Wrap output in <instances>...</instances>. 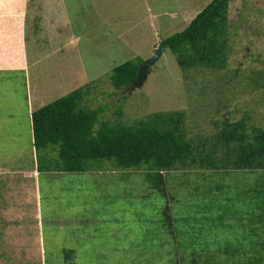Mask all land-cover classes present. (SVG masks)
I'll return each instance as SVG.
<instances>
[{"label":"rangeland","instance_id":"374dc122","mask_svg":"<svg viewBox=\"0 0 264 264\" xmlns=\"http://www.w3.org/2000/svg\"><path fill=\"white\" fill-rule=\"evenodd\" d=\"M207 1H27L32 69H0L1 131L8 127L0 137V197L13 199L15 186L29 183L30 192L25 187L17 197L30 199V210L16 201L13 222L23 218L31 251L0 252V264L264 262V171L178 167L164 173L163 194L147 181L145 166L49 171L47 152L38 159L29 130L26 98L40 96L36 105H46L79 88L87 92L81 106L101 108L99 121L110 124L178 112L187 138L205 150L227 124L244 119L250 135L264 128V0L231 1L224 69L183 71L167 49L141 87L117 89L110 81L118 65L153 57ZM10 178L19 179L3 189Z\"/></svg>","mask_w":264,"mask_h":264},{"label":"trees","instance_id":"16d2710c","mask_svg":"<svg viewBox=\"0 0 264 264\" xmlns=\"http://www.w3.org/2000/svg\"><path fill=\"white\" fill-rule=\"evenodd\" d=\"M231 1L212 0L183 31L163 40L159 48L170 49L183 71L194 67L224 69ZM137 59L114 68L110 81L117 89L129 88L136 80L145 61ZM86 93L83 88L76 89L31 115L33 147L38 159L47 152L44 162L49 171L87 172L102 169L105 164L110 169L145 166L147 181L161 193L164 173L178 167L201 166L216 174L229 170L264 171V128H253L250 135L244 119L227 124L215 137V143L205 150L187 138L178 112H159L129 126L110 124L99 121L101 108L81 106ZM6 129L0 137L8 134ZM48 152L57 155L50 156ZM41 170L39 163L38 172ZM163 215L169 222L168 207Z\"/></svg>","mask_w":264,"mask_h":264},{"label":"crops","instance_id":"0c3cea01","mask_svg":"<svg viewBox=\"0 0 264 264\" xmlns=\"http://www.w3.org/2000/svg\"><path fill=\"white\" fill-rule=\"evenodd\" d=\"M27 1L28 0H0V69L3 68L10 69L13 70V72H18V73L21 72L24 73L25 75H27L28 72L32 69L31 68L32 63L35 59V57H31V52L29 51V47H28L29 26L27 25V18L24 15V13L27 15L28 13L27 10L29 9L27 6ZM211 1L212 0H209L207 2L210 3ZM198 11L194 12V10H192V13H195L197 15ZM38 99H41V97L39 96V98H36L32 101L26 98V105L28 111L27 114L30 120H31V115L35 110L45 106L44 103L42 105L40 103L36 105ZM10 114L11 113H7L6 115L5 114L4 115L5 117H10L7 116ZM31 124H32V120H31ZM29 130L33 135L32 128L29 127ZM11 131L12 128L9 132ZM0 132H3L1 131V128H0ZM5 172L7 173V175L8 174L12 175L13 170L12 171L5 170ZM20 172L22 171L18 170V173ZM22 173H23V178L28 179L29 177L28 175H30L31 172H22ZM36 174H38V172H36ZM18 179L19 178L13 180V178H10L8 181L4 180L6 186L2 188L5 190L6 189L13 190L11 189L13 188V181H16ZM32 185L34 186V194L36 195L37 194L36 186L34 184ZM19 186L21 190H23L25 187L28 192H30L31 190L28 182L24 183L22 181ZM15 188L17 189L18 192L14 194L13 199H11L8 194H6V199H4L2 196L0 197V234H1L0 252L31 251L29 249L31 241L30 239H27L29 238V236L27 235L28 234L27 231H26L27 237L24 236L25 231H23V227H24L22 221L23 218L17 220L21 222V223L17 222L18 223L17 225H15L13 222L14 221L13 213L15 210L16 201L20 202L21 205L23 206L22 208L26 210L27 206L30 204V199L29 202L26 201L22 203L17 197V194H19L21 190H19L17 186H15ZM28 210H30V207Z\"/></svg>","mask_w":264,"mask_h":264},{"label":"water","instance_id":"95a60500","mask_svg":"<svg viewBox=\"0 0 264 264\" xmlns=\"http://www.w3.org/2000/svg\"><path fill=\"white\" fill-rule=\"evenodd\" d=\"M163 49L162 48H158L153 57H151L150 59H147L146 61L143 62V64H141L139 71H138V76L136 78V80L131 84V86L128 88L129 91H133L135 89H137L138 87H141L145 80L147 79L148 73H149V68L156 63V61L162 56L163 54Z\"/></svg>","mask_w":264,"mask_h":264}]
</instances>
